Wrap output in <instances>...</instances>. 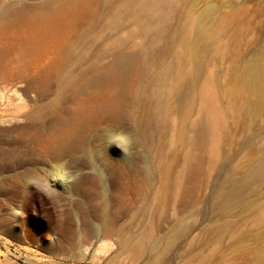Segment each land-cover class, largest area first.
<instances>
[{"label":"rangeland","instance_id":"obj_1","mask_svg":"<svg viewBox=\"0 0 264 264\" xmlns=\"http://www.w3.org/2000/svg\"><path fill=\"white\" fill-rule=\"evenodd\" d=\"M128 1L94 0L71 23L52 27L41 11L34 9L36 0H0V4L14 2L32 8L13 24H0V264H243L241 254L255 246L254 239L264 233V179L227 215L211 204L224 176L245 171L264 148V95L248 114L244 105L254 97L236 82L238 69L264 50V0H180L177 4L169 28L178 33L191 18L207 12V34L197 43L193 69L178 61L175 39L161 44V62L143 77L150 79L163 63L170 64L174 72L182 70L186 74L183 80L188 76L187 95L182 100L177 96L171 99L165 129L158 136L165 171L155 167V150L143 144L134 126L137 79H127L120 95L110 85L74 89L58 84L66 57L70 60L66 68L77 71L106 66L119 52H141L145 39L135 33L134 23L122 13ZM204 85L212 90L220 115L221 138L216 147L208 137L201 142L195 139L204 118ZM100 95L117 97L118 115L116 125L105 122L98 132L125 139L127 147L109 146L111 140L105 138L96 143V153L106 147L112 159H127L133 174L120 180L118 187L106 179L108 193L95 201L104 203L119 187L126 193L129 214L117 219L123 235L138 232L148 220L160 236L174 225L186 223L185 231L154 263L147 254L131 257L120 250L116 236L101 246L105 238L98 241L95 235L107 220L98 219L93 208L85 212L74 206L73 212L78 209L81 219L77 212L73 216L84 224L70 225L58 210L59 204L40 192V186L28 185L22 197L14 191L13 177L19 172L37 170L47 175L51 168L31 162L16 165L13 104L18 99L27 108L45 103L48 114L60 106L92 105ZM158 191L160 205L152 211ZM71 201L83 202L75 196ZM225 220H233V227L219 235L209 234L212 226Z\"/></svg>","mask_w":264,"mask_h":264},{"label":"bare ground","instance_id":"obj_2","mask_svg":"<svg viewBox=\"0 0 264 264\" xmlns=\"http://www.w3.org/2000/svg\"><path fill=\"white\" fill-rule=\"evenodd\" d=\"M93 1L36 0L34 9L41 11V17L49 20L50 26L59 27L71 23L77 16L86 12ZM179 1L131 0L126 2L122 13L134 23L135 33L142 35L145 39L141 52L136 54L119 52L106 66L81 68L77 71L66 68L70 61L66 57L65 67L60 72L58 82L61 87L74 86V89H83L88 84L101 85L103 88L106 85L115 86L117 95H120L126 89L127 79L131 77L137 79L140 86L136 93L134 126L143 144L148 149L156 151H154L157 154L155 167L160 171H165V162L158 153V136L165 129L171 99L177 96L182 100L187 95L188 76L186 80H183L186 74H182V70L174 72L168 63L161 64L148 80L143 79L144 74L149 68L161 62V44L175 39L178 61L189 63L190 68L193 69L197 62V43L207 34V12L191 18L178 33L169 28L168 22ZM29 10L32 11L31 6L25 4L20 6L14 2L0 4V24L11 25L22 19L30 12ZM236 82L242 84L254 97L246 101L244 105L245 111L250 114L264 95V50L256 52L238 69ZM117 100V97L100 95L92 105L83 104L70 108L60 106L54 112L46 114L45 103L27 108L23 101L18 99L13 104L15 107L13 122L16 124V144L13 151L15 163L19 167L27 162H31L34 166L46 164L50 166L51 171L46 173L47 175L37 170L22 171L13 177L12 184L19 196L26 193L25 187L30 184L40 186L42 188L40 192L43 191L46 197L54 199L53 203L59 204L58 210L67 218L70 225L72 222L80 226L84 224L82 220L75 219L73 216L78 209L86 212L93 208L98 219L107 220L102 231L95 235L98 241L101 237L105 238L106 241L100 244L101 246L107 245L111 237L116 236L120 250L131 257L147 254L150 257V263H154L185 231L186 223L180 222L160 236L155 233L152 222L148 220L138 232L123 235L124 229L119 227L117 219L129 214L126 193L119 187L104 203L95 201L105 197L106 192L108 193L106 179L118 187L120 180L124 178L128 180L133 174L127 159H112L106 147L99 154L95 150L96 143L105 138L111 140L109 146H118L123 149L127 147L125 139L112 133L98 132L101 124L105 122L115 124V116L118 115ZM201 103L204 118L195 139L201 142L203 138L208 137L216 147L221 138L220 115L214 102L213 92L207 85L202 87ZM28 156L30 159L26 158ZM263 179L264 148L245 171L224 176L213 193L211 204L221 215H227L242 203L247 191ZM133 181L135 182V179ZM163 188L161 186L160 191ZM74 196L81 198L83 202L73 203L71 199ZM160 200L158 191L152 203V211L160 205ZM113 203L115 209L112 207ZM74 206L78 209L73 212ZM75 214L77 215L78 212ZM233 224V220L222 221L212 226L209 234L219 235L232 228ZM254 241L255 246L246 248L247 252L241 254L244 259L243 264H264V233L258 235ZM247 256L251 257L248 259Z\"/></svg>","mask_w":264,"mask_h":264}]
</instances>
